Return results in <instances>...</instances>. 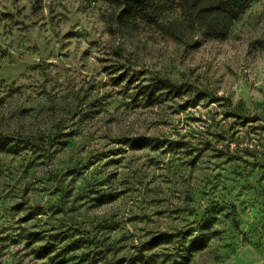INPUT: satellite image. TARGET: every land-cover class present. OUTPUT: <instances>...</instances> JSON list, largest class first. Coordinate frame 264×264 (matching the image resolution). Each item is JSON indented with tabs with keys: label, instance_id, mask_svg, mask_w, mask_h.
Returning <instances> with one entry per match:
<instances>
[{
	"label": "rangeland",
	"instance_id": "obj_1",
	"mask_svg": "<svg viewBox=\"0 0 264 264\" xmlns=\"http://www.w3.org/2000/svg\"><path fill=\"white\" fill-rule=\"evenodd\" d=\"M120 1L0 0V119L25 113L0 131L37 137L68 98L56 108L75 114L64 123L74 157L97 160L64 188L30 185L22 197L4 186L0 264H48L32 255L38 244L26 247L29 232L88 237L94 246L67 264H264V0L222 39L170 5L123 25ZM158 79L184 85L182 95L136 97ZM137 138L154 148L133 150ZM52 156L36 157L41 175L69 154ZM180 231L190 234L145 250Z\"/></svg>",
	"mask_w": 264,
	"mask_h": 264
},
{
	"label": "trees",
	"instance_id": "obj_2",
	"mask_svg": "<svg viewBox=\"0 0 264 264\" xmlns=\"http://www.w3.org/2000/svg\"><path fill=\"white\" fill-rule=\"evenodd\" d=\"M252 0H122L118 2V6L121 7L120 21L124 24L137 23V21L145 19L150 14V6L157 5V9L166 8L170 5V8L176 12H183L182 15L185 20L193 22L195 21L202 31L203 35L207 38L222 39L228 33L232 24L244 13L248 5ZM161 14H156L155 19H160ZM151 16V15H150ZM191 21V22H192ZM194 22V23H195ZM122 75L119 79L123 78ZM184 85H176L167 79H158L151 82L140 83L136 87V97L147 99V102L156 101L158 94H173V96H181ZM68 101L64 99L60 101L58 105L64 104ZM53 106L50 109V120L47 121L51 124H56L53 129L47 127V131L41 135L30 136L26 135L20 130L0 131V197L5 194L6 188L4 186L11 187L13 193L18 191L22 192V197L28 191L30 185H47L56 183L58 189L64 188L65 185L77 180H84L88 174L90 167L97 161H81L75 159L74 149L77 137L73 132L64 133L68 128L67 121L73 120L75 114L70 111H65L64 115H61L62 108H56ZM76 109V108H75ZM22 113V112H20ZM72 114V115H71ZM25 113L12 114V116L6 117L5 120L0 119V126L4 123L15 121L20 122ZM60 115V119L54 118ZM70 118V119H69ZM256 118V117H254ZM75 128V126L73 127ZM55 132L51 134V132ZM131 141V140H130ZM155 141L146 138H137L132 140L129 145L133 150H144L147 148H154ZM57 153L66 154L69 156L67 160L63 161L60 166L64 167L61 170L54 168L53 171L47 174L41 175L42 172L38 169L41 163H37L39 158L44 160V163L50 162L53 159L52 154ZM37 157V159H36ZM36 159V160H35ZM53 161V160H52ZM26 166L24 167V165ZM89 164L91 165L89 167ZM47 180L45 181V179ZM49 182V183H45ZM16 188V191H15ZM10 191L9 193H11ZM25 203L17 202L13 206V210L21 211ZM31 215L41 216L43 212L42 207H33L30 209ZM72 230V229H71ZM73 232L80 233L78 229L73 228ZM189 232L180 231L178 233H162L157 236H153L147 243L144 244L145 250L152 249L167 243H171L175 239L184 240L189 236ZM71 237H60L58 235L47 236L41 233L29 232L26 233L27 246L32 247L38 244V247H34L32 255L37 261H47L48 264H67L71 259L69 257L75 252H79L84 249H88L94 246L89 243V239L81 238L70 241ZM9 237L4 238L8 240ZM67 242V243H66ZM198 240H192L189 242L190 247L197 246ZM41 244V245H40ZM124 261H120L118 264H123ZM132 261L131 263H134Z\"/></svg>",
	"mask_w": 264,
	"mask_h": 264
}]
</instances>
